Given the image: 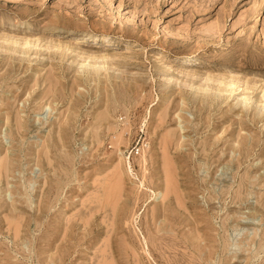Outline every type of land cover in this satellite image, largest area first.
Listing matches in <instances>:
<instances>
[{
    "label": "rangeland",
    "instance_id": "374dc122",
    "mask_svg": "<svg viewBox=\"0 0 264 264\" xmlns=\"http://www.w3.org/2000/svg\"><path fill=\"white\" fill-rule=\"evenodd\" d=\"M263 95L264 0H0V264H264Z\"/></svg>",
    "mask_w": 264,
    "mask_h": 264
},
{
    "label": "bare ground",
    "instance_id": "6f19581e",
    "mask_svg": "<svg viewBox=\"0 0 264 264\" xmlns=\"http://www.w3.org/2000/svg\"><path fill=\"white\" fill-rule=\"evenodd\" d=\"M24 37H27V36H24ZM83 38V37H82ZM28 40V39H27ZM17 42L19 41V40H16ZM30 40H28V42H29ZM35 41V40H34ZM25 43V42H24ZM40 43V42H39ZM15 44V43H14ZM19 44V43H18ZM18 44H16L17 46H18ZM26 44H27V42H26ZM29 45V43L26 45V47ZM21 46V45H20ZM56 46V45H55ZM54 46V47H55ZM65 46V45H64ZM22 47H24V45L22 46ZM67 47H68V45H67ZM80 47V46H79ZM47 49V48H46ZM61 49H64V48H62L61 47ZM69 49V48H68ZM67 50V49H66ZM8 52V51H7ZM14 54V53H13ZM104 55H106V54H104ZM103 57V56H102ZM110 57V56H109ZM115 58V57H114ZM99 59V58H98ZM105 59H106V57H105ZM117 59V58H116ZM190 59V62H186V60L184 61L185 63H188V64H190V63H192L193 61H194V58L192 57V58H189ZM188 60V59H187ZM96 64V63H95ZM98 66V65H97ZM96 66V67H97ZM184 66H189V65H184ZM83 67V66H82ZM103 67H105L104 65H103ZM174 71V70H173ZM88 74H89V72H88ZM231 78H233V77H231ZM235 78V77H234ZM210 79V78H209ZM168 82V81H167ZM222 82V81H221ZM231 82H232V84H231V86H229V88H231L230 90H231V92H229V95H230V93H231V95L232 94H234V91H237L240 87H238V84H237V82H240V81H235L234 79L233 80H231ZM139 84V83H138ZM240 84V83H239ZM228 85H230V83H228ZM247 86H248V84H247ZM224 87H225V85H224ZM250 87V86H249ZM252 88L254 87V86H251ZM241 88H243V87H241ZM252 88H251V90H252ZM47 90H49V89H47ZM226 89H224V90H222V91H225ZM244 90V89H243ZM242 90V91H243ZM247 90H250L248 87L246 88V90H244V91H247ZM252 91H254V90H252ZM208 92V91H207ZM227 92V91H226ZM233 92V93H232ZM241 92V91H240ZM52 93V92H51ZM245 94H243V96H244ZM239 97V96H238ZM244 97H246L247 99H249V97L247 96V95H245ZM263 97H264V95H263ZM250 98H252V97H250ZM244 99V98H243ZM252 100V99H251ZM250 100V101H251ZM249 101V102H250ZM246 102L247 101H244V103L246 104ZM179 104V103H178ZM258 104V103H257ZM261 104V103H260ZM263 104V103H262ZM246 105H248V104H246ZM246 107H248V106H246ZM260 111V110H259ZM260 112H262V111H260ZM259 112V113H260ZM262 114V113H261ZM104 116V115H103ZM105 117V116H104ZM105 120V119H104ZM99 121V120H98ZM19 123V122H18ZM21 124V123H20ZM21 127V126H20ZM95 127V126H94ZM99 128V127H98ZM22 129V128H21ZM173 132H174V130H173ZM170 135V134H169ZM169 139H170V137H169ZM168 139V140H169ZM174 140H175V138H174ZM181 140V139H180ZM174 142V141H173ZM172 143V142H171ZM120 145V144H119ZM5 161V160H4ZM7 161V160H6ZM5 161V162H6ZM3 162V161H2ZM7 163V162H6ZM7 166V165H6ZM4 168H5V166H4ZM9 168V167H8ZM6 170H7V168H6ZM2 171V170H1ZM10 172V171H9ZM169 189V188H168ZM170 189H172V188H170ZM170 192V191H169ZM170 194V193H169ZM108 207V206H107ZM264 237V236H263ZM171 250V249H170ZM175 259V258H174Z\"/></svg>",
    "mask_w": 264,
    "mask_h": 264
}]
</instances>
